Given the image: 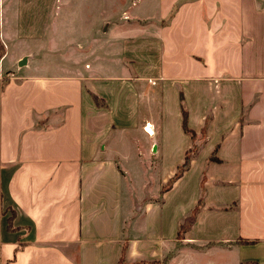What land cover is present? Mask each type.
Here are the masks:
<instances>
[{
    "label": "crops",
    "instance_id": "crops-1",
    "mask_svg": "<svg viewBox=\"0 0 264 264\" xmlns=\"http://www.w3.org/2000/svg\"><path fill=\"white\" fill-rule=\"evenodd\" d=\"M137 1L156 16L128 12L137 33L113 26L84 67L82 13L61 16L72 0H0V264H264V0ZM142 121L173 162L114 159L108 136ZM197 160L196 190L171 195Z\"/></svg>",
    "mask_w": 264,
    "mask_h": 264
},
{
    "label": "rangeland",
    "instance_id": "rangeland-1",
    "mask_svg": "<svg viewBox=\"0 0 264 264\" xmlns=\"http://www.w3.org/2000/svg\"><path fill=\"white\" fill-rule=\"evenodd\" d=\"M135 0H129L128 2L124 4V0H84V3H82V6H80V3H78L76 0H72L70 5L65 9H63L61 12V16H66L67 21H70V25L72 27L75 26V24H78V27L80 25V13H82V27H83V51L84 56V62L86 64L84 67H88V64L90 62V59L92 56H96L98 53H104V47L107 43V36L110 34V30L113 26L118 27L119 25H122V22H126V29L132 30L137 33V26L140 23V20L137 18H127L128 12L132 15H150L152 18L156 16V8H152L151 5L145 6L140 5L139 2L133 6L131 5ZM130 6V9L128 8ZM128 7H127V6ZM174 12V9H171L168 13V15L159 22L161 25H165L166 22H168V19L172 16ZM77 17V21H75V18ZM145 23H148L147 19L144 20ZM108 26V27H107ZM136 28V29H135ZM113 31V30H112ZM117 32V31H115ZM111 36V35H110ZM131 41V38H129ZM89 54H92V56H89ZM139 56V54H138ZM141 56V55H140ZM119 56L116 58H110L109 63L117 64L116 60H119ZM103 61V59H102ZM114 61V62H113ZM264 62L262 63V65ZM110 65L111 67H114ZM117 66V65H116ZM118 69V66L116 67ZM117 73V72H111ZM96 101L92 99L94 102V105L96 107H105V103L102 99H98L96 97ZM157 115H155L153 118L155 120H148L150 127L154 133L152 142H154L156 139H159L158 132H159V121L156 119ZM164 128L166 129V136L165 141L169 147H177L179 149L178 145L181 143V134L179 129V122L177 118L174 115H169L165 117V119L162 121ZM146 125V121H142L139 123V125L135 126L134 129H126V132L124 135L121 136V139L119 140L120 136H116V133H112L108 136V143H110L112 146H115L117 149L121 150L119 153L117 152L114 157V159L119 160L120 155L130 156V162L127 163V165L134 166L133 159H139L142 158L143 160H154L159 159L160 155H164L167 153L169 156H171L172 162L175 160L174 158L177 157L176 151H165L164 154L160 153V149L163 144H157L159 146L158 151L155 153L150 152L148 149V137L143 132L142 127ZM157 141V140H156ZM151 142V141H150ZM147 146V147H145ZM171 163V161L169 162ZM202 162L201 160H197L194 165L190 168L188 173L184 176V178L178 183L177 187L174 189L171 195H190V192L195 189L196 190V179L198 176V172L200 169ZM130 167L131 171H134ZM167 168H164V170ZM212 172L219 175V170L213 169ZM134 176L136 178V182L134 185H137L139 183L138 181V173L135 172ZM202 176H200L199 179V194H202L203 192V185H202ZM202 185V186H201ZM137 187V186H136ZM203 195V194H202Z\"/></svg>",
    "mask_w": 264,
    "mask_h": 264
},
{
    "label": "trees",
    "instance_id": "trees-1",
    "mask_svg": "<svg viewBox=\"0 0 264 264\" xmlns=\"http://www.w3.org/2000/svg\"><path fill=\"white\" fill-rule=\"evenodd\" d=\"M2 53V46L0 44V55ZM92 99L93 100H97L96 97L94 95H92ZM179 101H180V114H181V128L183 130L184 133L188 134L190 136V138L192 140L195 139L196 135L194 133L193 130L189 129L187 127V123H186V119H187V112H186V109L184 107V104H183V99H182V96L181 94H179ZM204 127H205V123L203 124L202 128H201V134L203 135L204 133ZM196 148H197V145H193L191 149L187 150L184 154V158H183V162L177 167L176 171L168 178V180L164 183V185L162 186V189L161 191H165L167 190L171 184L181 176V174L183 173L184 170L187 169L188 167V162L191 158V156L196 152ZM203 194V192H202ZM200 193V195H202ZM118 264H124L121 257L120 259L118 260ZM134 264H138V263H134ZM151 264H154V263H151Z\"/></svg>",
    "mask_w": 264,
    "mask_h": 264
},
{
    "label": "bare ground",
    "instance_id": "bare-ground-1",
    "mask_svg": "<svg viewBox=\"0 0 264 264\" xmlns=\"http://www.w3.org/2000/svg\"><path fill=\"white\" fill-rule=\"evenodd\" d=\"M146 131H147L148 133H151V131H150V130H148V129H146Z\"/></svg>",
    "mask_w": 264,
    "mask_h": 264
}]
</instances>
